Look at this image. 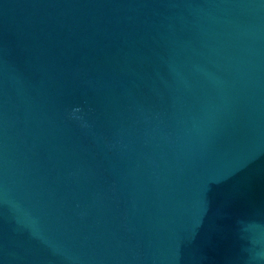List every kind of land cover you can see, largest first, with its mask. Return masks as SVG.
I'll return each mask as SVG.
<instances>
[{"label": "water", "instance_id": "water-1", "mask_svg": "<svg viewBox=\"0 0 264 264\" xmlns=\"http://www.w3.org/2000/svg\"><path fill=\"white\" fill-rule=\"evenodd\" d=\"M0 264H264V0H0Z\"/></svg>", "mask_w": 264, "mask_h": 264}]
</instances>
